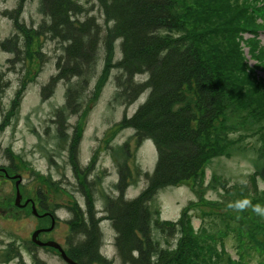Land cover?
<instances>
[{"label": "trees", "instance_id": "trees-1", "mask_svg": "<svg viewBox=\"0 0 264 264\" xmlns=\"http://www.w3.org/2000/svg\"><path fill=\"white\" fill-rule=\"evenodd\" d=\"M26 1L19 0V7ZM88 1L99 2L106 24L88 15L82 0H41L43 21L34 31H25L24 43L27 46L26 40L37 35H48L62 43L58 71L44 86V96L51 95L60 81L73 82V78H78L77 83L82 80L85 88L100 46L105 47V67L109 68L118 41L121 57L115 66L120 70L119 96L130 104L148 93L137 111L123 120V126L134 128L139 142L154 141L155 169L145 172L148 184L139 196L127 199L123 187L106 208L105 218L116 230L115 243L122 262L223 264L227 260L225 264H247L242 252L237 259L227 257L224 242L220 249L214 233L197 232L190 212L195 201L184 207L174 221L160 219L159 211L153 217L150 202L168 186L191 180L193 185H203L208 163L231 146H238L245 136L256 137L259 145L252 148L264 151V77L258 72L264 70V46L258 38L264 30V0ZM15 12L20 10L16 8ZM165 29L166 34L158 31ZM11 42L7 39L0 44L12 48ZM13 47L21 48L19 44ZM80 89L68 88L65 106L58 110L60 118L65 117V110H77L74 96ZM235 125L246 133L241 131L237 138L221 134L222 129ZM260 173L264 177V167ZM218 177L214 180L226 184ZM258 188L255 179L254 191L247 193L255 204L264 200V192ZM233 189L231 199L223 202L225 206L244 195L238 187ZM199 196L200 202L202 194ZM250 212L245 213L250 216ZM89 213V220L80 215L73 223L77 228L72 236H78V242L81 237V241L68 248L69 255L81 264H113L112 259L100 253L99 223L92 208ZM154 226L173 237L174 242L170 240L168 246H162L155 239ZM255 227L250 236H243V245L248 249L246 255L264 264V250L258 252L257 248L264 249V227L260 222ZM259 227L262 234L258 233ZM228 228L233 230L234 239L243 235L242 229ZM224 234L228 236L229 232Z\"/></svg>", "mask_w": 264, "mask_h": 264}, {"label": "rangeland", "instance_id": "rangeland-1", "mask_svg": "<svg viewBox=\"0 0 264 264\" xmlns=\"http://www.w3.org/2000/svg\"><path fill=\"white\" fill-rule=\"evenodd\" d=\"M82 1L88 15H94L104 25L105 16L99 2ZM40 3L41 0H27L20 8L19 0H0V42L12 41L9 44L12 48L0 44V167H8V170L0 168V264H68L52 248L32 251L29 243L34 229L42 225L51 227L53 219L37 218L31 213L30 204L23 211L19 209L16 205L18 191L22 207L28 204L24 205L29 198L37 196L47 210L54 213L58 221L53 231L42 235L45 241L52 238L49 240L57 241L64 248L80 245L81 237L78 242V236H72L77 228L73 223L80 215L89 220L92 208L101 232L100 253L112 259L113 264H124L115 243L116 230L105 215L110 200L118 197L123 187L127 199L139 196L148 184L145 172L152 173L155 169L154 141L139 142L134 128L123 126V120L137 111L148 93L130 104H125L119 96L117 75L120 70L115 66L121 57L118 41L109 68L105 67V47L100 46L85 88H82V80L77 83L78 78H73V82L60 81L51 95L44 96V86L58 71L57 60L63 47L59 40L48 35L26 40L25 46V31H34L43 21ZM16 8L19 13L15 12ZM246 35L252 36L251 33ZM258 38L264 46V30ZM17 44L21 48L14 49ZM245 51L248 52V47ZM247 56L250 58L249 54ZM250 62L254 60L250 58ZM258 72L264 77V70ZM69 87L81 88L74 96L78 108L65 110V117L60 118L58 110L65 106ZM241 131L246 133L235 125L220 132L223 136L237 138ZM254 145H259L256 137L245 136L238 146H231L215 156L207 165L203 185H193L191 180L160 189L150 202L153 217L159 211L160 219L177 220L184 207L195 201L190 212L197 232L214 233L220 249L224 242L227 257L237 259L242 252L247 264H257V258L246 255L248 249L243 245L246 244L243 236H250L258 222L264 227V217L243 212L237 219V213L226 210L223 203L231 199L233 187L241 190L242 198H249L247 193L254 191L253 180H257L259 190L264 186L260 173L264 167V151L254 150ZM215 176L226 184L215 181ZM200 194L203 202H199ZM259 203L264 205V200ZM44 210L39 209L38 213L43 214ZM228 226L242 229L243 235L235 233L239 238L234 239L233 230ZM259 229L261 227L258 233L262 234ZM162 232L154 226L155 239L166 247L173 237ZM257 248L258 252L264 250L261 246Z\"/></svg>", "mask_w": 264, "mask_h": 264}, {"label": "flooded vegetation", "instance_id": "flooded-vegetation-1", "mask_svg": "<svg viewBox=\"0 0 264 264\" xmlns=\"http://www.w3.org/2000/svg\"><path fill=\"white\" fill-rule=\"evenodd\" d=\"M2 167H5L6 169L8 168V167H6V166H1L0 168H2ZM8 170V169H7ZM9 172V171H8ZM2 175H4L3 173H1ZM9 174H11V173H9ZM30 199V201L28 202V204L25 206V207H22V206H20V205H18V204H16L18 207H19V209H21L22 211L23 210H25V209H27V207H28V205L30 204L31 205V208L33 207V206H35L36 207V209H37V212H38V210L39 209H42V208H44L45 210H44V213L43 214H41V213H39V214H35L34 212H32V210H31V213L34 215V216H36L37 218H43V217H50L51 218V220L52 219H54V222H55V225H56V223H57V221H58V218H56V216L55 215H52V214H54V213H52L51 211H48L47 209L48 208H46V206H44L43 204H42V202H41V199H38V197L36 196V197H31V198H29ZM40 215H43V216H40ZM54 217V218H53ZM54 225V226H55ZM47 228H49L48 226H46V225H42V226H40V227H36L34 230L36 231V230H38V229H43L40 233H39V235H37V239H43L44 240V236L42 235V234H49V232H51V231H53V229H54V227L51 229V230H45V229H47ZM34 231V232H35ZM34 232L32 233V237H31V239H30V247L32 248V251L34 252V251H36V252H38V248H43V249H50V248H52L53 250H55V252H58V254H60V256H61V253H60V251L57 249V248H55V247H52V246H44V245H40V244H38L37 242H35L34 240H33V234H34ZM49 239H52V238H47L46 240L48 241ZM45 241V240H44ZM71 244H72V242H71ZM71 247V246H70ZM64 248V247H63ZM68 246H67V248H64V250L67 252V254L69 255V252H68ZM72 248V247H71ZM75 249V248H74ZM75 253H76V250L74 251ZM78 254V253H77ZM79 254H80V252H79ZM70 256V255H69ZM62 257V256H61ZM95 263H98V262H95ZM94 263V264H95Z\"/></svg>", "mask_w": 264, "mask_h": 264}, {"label": "clouds", "instance_id": "clouds-1", "mask_svg": "<svg viewBox=\"0 0 264 264\" xmlns=\"http://www.w3.org/2000/svg\"><path fill=\"white\" fill-rule=\"evenodd\" d=\"M158 31H162L165 34L167 33L166 29L158 30ZM260 190L264 191V186H261ZM226 210H230L232 212L237 213V219L240 218L239 216L240 213H243L249 210L252 213L256 214L257 216L264 217V205L260 203L253 204V202L248 198H241V199H237L235 201H231L227 203Z\"/></svg>", "mask_w": 264, "mask_h": 264}, {"label": "water", "instance_id": "water-1", "mask_svg": "<svg viewBox=\"0 0 264 264\" xmlns=\"http://www.w3.org/2000/svg\"><path fill=\"white\" fill-rule=\"evenodd\" d=\"M4 170H5V169H4ZM5 172L7 173V171H5ZM7 175H8V173H7ZM20 200H21V194H20V192L18 191L17 198H16V204H18V205L21 206L22 204H20ZM27 203H28V201H26L24 205H26ZM33 212H34L35 214H39V213L37 212V209H36L35 206H33ZM40 216H43V215H40ZM54 224H55V222H54V219H53V220H52V225H51V227H49V228H50V229L53 228V227H54ZM42 230H43V229H38V230H36V231L34 232V234H33V240H34L35 242H37V243L40 244V245H44V246H52V247L57 248V249L60 251L62 258H63L68 264H81V263L75 261L74 259H72V258L67 254V252L64 250V248L62 247V245H61L60 243H58L57 241H54V240L42 241V240H40V239H37V235H39V233H40ZM45 230H48V229H45Z\"/></svg>", "mask_w": 264, "mask_h": 264}]
</instances>
